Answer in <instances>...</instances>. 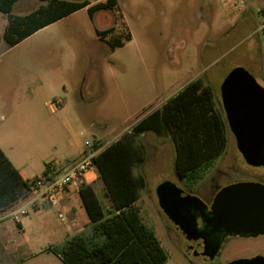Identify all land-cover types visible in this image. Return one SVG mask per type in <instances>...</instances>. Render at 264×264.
<instances>
[{
	"label": "rangeland",
	"instance_id": "374dc122",
	"mask_svg": "<svg viewBox=\"0 0 264 264\" xmlns=\"http://www.w3.org/2000/svg\"><path fill=\"white\" fill-rule=\"evenodd\" d=\"M88 1L93 5L106 0ZM40 4L23 0L13 12L25 14ZM262 9L264 0H117L111 11L91 19L87 8L81 9L14 47L3 39L6 16L0 13V147L29 178L41 175L48 164L76 159L95 139L104 147L119 139L196 78L213 88L216 106L222 108L220 85L234 67L245 68L261 84L254 72L264 62ZM111 27L114 31L105 40L125 43L113 52L96 34ZM126 35L130 41L125 42ZM54 102H60L55 109L50 106ZM139 143L146 155L135 172L146 178V186L137 205L168 256L166 264H207L187 257L159 204L160 191L182 185L174 171L171 137L148 132ZM217 169L230 172L226 181L264 180V166L245 162L229 130L226 149L208 174ZM206 178L198 186L206 184ZM102 187L97 179V193L106 208ZM56 212L48 213L56 233L35 228L31 235L27 228L30 251L23 247L7 252L5 242L21 240L16 226L7 230L5 238L0 237V264H19L29 258L28 252L33 256L23 264H62L43 252L66 240L69 218L64 223ZM28 216L37 218L33 209ZM90 233L91 227L85 231ZM261 253L264 237L227 241L213 264Z\"/></svg>",
	"mask_w": 264,
	"mask_h": 264
},
{
	"label": "trees",
	"instance_id": "16d2710c",
	"mask_svg": "<svg viewBox=\"0 0 264 264\" xmlns=\"http://www.w3.org/2000/svg\"><path fill=\"white\" fill-rule=\"evenodd\" d=\"M23 0H0V13L6 16L3 39L14 47L41 29L87 8L91 19L101 11H111L117 0L91 5L88 0H37L41 4L25 13L13 12ZM264 14V10H261ZM114 27L96 30L110 52L125 45L122 39L105 40ZM125 42L131 37L126 35ZM228 125L222 108L215 103L213 88L196 78L171 96L119 139L107 146L94 140V164L103 181L110 205L104 208L92 185L83 184L78 194L90 220L91 233L48 246L62 264H166L168 256L155 232L145 223L137 202L146 178L135 172L145 161V147L139 138L152 132L169 135L175 149L174 171L189 185L202 180L227 146ZM50 168L46 165L42 173ZM37 177V176H36ZM23 179L19 170L0 147V213L26 200L35 190L34 180Z\"/></svg>",
	"mask_w": 264,
	"mask_h": 264
},
{
	"label": "water",
	"instance_id": "95a60500",
	"mask_svg": "<svg viewBox=\"0 0 264 264\" xmlns=\"http://www.w3.org/2000/svg\"><path fill=\"white\" fill-rule=\"evenodd\" d=\"M221 107L236 148L245 162L264 166V87L241 66L234 67L220 85ZM159 204L175 228L182 231L180 210L188 203L175 185L160 191ZM211 233L248 235L264 230V185L239 182L222 188L208 213H200ZM228 264H264L263 256Z\"/></svg>",
	"mask_w": 264,
	"mask_h": 264
},
{
	"label": "flooded vegetation",
	"instance_id": "af4514ba",
	"mask_svg": "<svg viewBox=\"0 0 264 264\" xmlns=\"http://www.w3.org/2000/svg\"><path fill=\"white\" fill-rule=\"evenodd\" d=\"M208 172L206 173L205 177L199 181L201 182L207 177V183L204 185L198 186L199 182L194 185H189L180 179L179 181L182 182V185L175 183V187L182 190V196L187 198L188 201V203L179 212L182 217L181 228L183 232L178 231L175 226L171 224L170 221H168L164 213L163 215L165 216L169 229L181 242L187 257L205 262L207 264H213L214 261L219 257L223 245H225L227 241L241 239L256 240L263 238L264 230L248 235L225 234L222 231L211 233L209 229H204L200 213L209 212L215 196L222 188L239 182H254L264 185V180L254 179L226 181L231 177L229 174L230 172L221 169L213 171L210 175ZM256 256L264 257V254H256L248 258H253Z\"/></svg>",
	"mask_w": 264,
	"mask_h": 264
},
{
	"label": "crops",
	"instance_id": "0c3cea01",
	"mask_svg": "<svg viewBox=\"0 0 264 264\" xmlns=\"http://www.w3.org/2000/svg\"><path fill=\"white\" fill-rule=\"evenodd\" d=\"M262 17L264 18V16H262ZM261 53H262V58H263V61H264V51L262 49H261ZM254 73L258 76L261 85L264 87V62L262 64L261 69L260 70H256ZM95 140L99 141V139H95ZM93 142H94V140H93ZM89 146H90V144H88L87 147H89ZM87 147L83 148V150L79 153V156L76 159H74L72 161L71 160L58 161V162H55L54 164H50V167L52 166V167H56V168H59V169H62L63 166L64 167L65 166L66 167H70L71 165H73L74 163H76L78 160L81 159V157H82V155H83V153H84V151L86 150ZM18 170H19L21 176L23 177V179H31V178L36 177V176H32V177L27 178V177L24 176L23 172L20 169H18ZM99 180H101V179H99ZM96 183H97V180H96V182H94L92 184V187L94 188V190H95V192H96V194H97V196L99 198V195H98L97 189H96ZM102 184H103V181H102ZM102 194H103V197L106 198V200L108 201L107 206H109L110 205V201L105 196L104 184H103V187H102ZM34 195L35 194H33V196ZM77 196H79L78 192L75 189H70L69 191H67L64 194V196H63V198L61 200L60 209L69 218V227H68V230H67V233H66V239L74 237V236H78V235L84 236V235H86L85 234L86 229L90 227V220H89L88 216H87V218H85L86 211H85V209H84V207L82 205L80 197H79V199H77ZM99 200L101 201L100 198H99ZM33 210L35 211V215H36L37 218L35 220H32L28 216V218H27L28 220L26 219V224H24L23 221H21L19 224H16L11 219H6L5 221H2L0 223V237H3V238H5L4 236H6L5 232L7 230H9L11 232L13 231V226H16L19 229V236H20L19 238L21 239L20 243L15 244V240H11L10 242H5L4 243V247L8 248L7 252L11 253L13 251L20 250V248H23V247H26L30 251L29 244L31 242V239H30L31 237L28 234L29 233L28 230L31 232V235H33V232H34L35 228L36 229L37 228L38 229H46L47 232L49 231V233H56V231L53 229L52 225L49 223V220H48V213L50 211H53L54 209L49 207V205L45 201H43L41 198H38V201H37V204H36V208H34ZM54 211H56V210H54ZM27 228H28V230H27ZM9 243L11 245H9ZM45 249H44L43 252H46L48 254H52L50 252H47ZM3 252H4V258H6V254H7L6 250L4 249ZM28 253H29L28 255H30L29 258H27L26 260H23V262H21L19 264H23V263H26L29 260H31L33 254H31V252H28ZM0 261H1V258H0Z\"/></svg>",
	"mask_w": 264,
	"mask_h": 264
},
{
	"label": "built area",
	"instance_id": "2783aa9c",
	"mask_svg": "<svg viewBox=\"0 0 264 264\" xmlns=\"http://www.w3.org/2000/svg\"><path fill=\"white\" fill-rule=\"evenodd\" d=\"M238 3L234 4L237 8ZM264 38V23L259 28ZM60 102L51 103L53 109ZM95 153L91 145L86 149L76 163L65 169L50 167L45 173L37 176L34 180L35 190L26 200L21 201L15 207L0 213V220L4 218L11 219L14 223L19 224L29 215V210L36 208L38 198L45 201L49 207L57 211V215L62 222H67L66 214L61 211L60 204L64 194L70 189L77 192L83 184L92 185L98 179V173L94 164ZM32 179V178H31ZM33 194H35L33 196Z\"/></svg>",
	"mask_w": 264,
	"mask_h": 264
}]
</instances>
